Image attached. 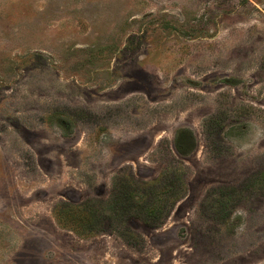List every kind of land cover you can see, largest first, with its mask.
Listing matches in <instances>:
<instances>
[{
    "label": "rangeland",
    "instance_id": "rangeland-1",
    "mask_svg": "<svg viewBox=\"0 0 264 264\" xmlns=\"http://www.w3.org/2000/svg\"><path fill=\"white\" fill-rule=\"evenodd\" d=\"M167 172L159 228L54 221ZM0 264H264V0H0Z\"/></svg>",
    "mask_w": 264,
    "mask_h": 264
},
{
    "label": "trees",
    "instance_id": "trees-1",
    "mask_svg": "<svg viewBox=\"0 0 264 264\" xmlns=\"http://www.w3.org/2000/svg\"><path fill=\"white\" fill-rule=\"evenodd\" d=\"M185 193L182 172H167L149 182L137 181L130 174H122L115 179L111 196L105 203H60L53 209V218L61 229L84 240L101 232L104 219L122 224L136 218L147 226L159 228Z\"/></svg>",
    "mask_w": 264,
    "mask_h": 264
}]
</instances>
